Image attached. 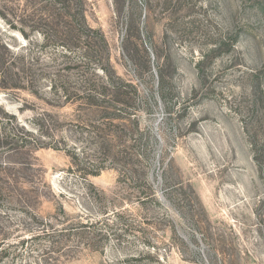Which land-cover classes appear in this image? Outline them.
<instances>
[{
	"label": "rangeland",
	"instance_id": "374dc122",
	"mask_svg": "<svg viewBox=\"0 0 264 264\" xmlns=\"http://www.w3.org/2000/svg\"><path fill=\"white\" fill-rule=\"evenodd\" d=\"M84 2L108 63L0 0V264H264V0Z\"/></svg>",
	"mask_w": 264,
	"mask_h": 264
},
{
	"label": "trees",
	"instance_id": "16d2710c",
	"mask_svg": "<svg viewBox=\"0 0 264 264\" xmlns=\"http://www.w3.org/2000/svg\"><path fill=\"white\" fill-rule=\"evenodd\" d=\"M21 9L23 17H27L33 22L36 33L40 35L43 45L60 49L64 57H73L74 62L79 67L91 64L95 58L102 62L105 58V52L108 49L107 41L99 29L91 27L87 21L84 0H22ZM39 6V8H37ZM23 24L25 21L23 19ZM26 25V24H25ZM23 34H27L25 29H21ZM106 59V60H105ZM103 72L108 73V66L100 65ZM105 89H113L115 95L122 97V103H127L126 95L122 85L117 83L111 76H108ZM55 81H57L55 79ZM54 87V84H52ZM65 93L66 88L60 87ZM112 91V90H110ZM4 141L1 145L10 146L6 141L12 136L11 131H2ZM23 141L24 137L16 138ZM99 174V173H96Z\"/></svg>",
	"mask_w": 264,
	"mask_h": 264
}]
</instances>
